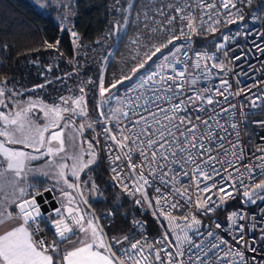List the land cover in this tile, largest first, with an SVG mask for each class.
Listing matches in <instances>:
<instances>
[{"label": "built area", "instance_id": "built-area-1", "mask_svg": "<svg viewBox=\"0 0 264 264\" xmlns=\"http://www.w3.org/2000/svg\"><path fill=\"white\" fill-rule=\"evenodd\" d=\"M156 1L158 0H148L147 3L151 5L149 8L144 7L143 13L146 15L149 13L148 9L152 10L158 16V18H155V23H161L160 25L155 24L157 30L165 32L168 38H170V34L167 31L169 28L175 29L173 34L180 35L182 25L179 17L181 15L195 16L194 23L199 33H209V31H206L209 24L217 27V29L222 24H230L227 23L229 19L228 11L233 13L231 19L236 22L235 25L228 27L220 39L215 42L214 47L209 50L196 47L198 34H190L191 42L184 38L174 42L175 47L185 45L182 52L176 56V59L180 61V63L176 64L177 70L183 69L185 64H187L185 77L183 79L177 78L175 81V83L183 84L182 89H176L174 82L167 80L168 76H176L172 68L166 67L161 70L159 67V65L165 63L163 57L169 56L170 52L175 51L174 45L169 44L166 49H162V52L156 55L150 66L139 69L135 74L131 72L126 75L131 76V80H123L115 88L110 87L109 91L100 99L97 113L93 112L90 106L87 107L85 120L88 127L91 125L89 129L96 135L102 148L105 168L109 174V187L138 211L137 216L129 220V225L134 229L135 233L123 244L121 249L128 250L129 255L140 259L137 250L130 248L131 243L140 241L144 247L143 256H146L151 264H161L160 261L155 260L156 249L160 250L163 264H169L166 257L167 251L173 253L174 261L184 260L186 264L190 254L193 256V264H198L194 259L197 253H199L201 259H207L211 264H241L239 256L233 254L224 255L230 249L233 253H243V264H264V199H260L256 204L249 206L232 207L226 210L222 216L218 215L217 211L223 208L232 198L213 212H205L202 209H198L195 204L198 191L191 177L194 176L193 170L196 164L207 159L209 153L201 157L197 155L196 149H191L192 154L196 156V163H192L186 159L187 152L181 153L179 151L180 147H186L185 138L190 139L186 128L191 127V125L181 124L180 117L187 116L191 119L192 124L199 125L198 136L209 131L201 123V121L207 120L211 125L212 142L210 146L212 152L210 155L216 157L217 161L225 162H216L212 165L220 172L219 177L214 176L213 180L210 181H203V178L199 177V187L202 189L205 184L210 186L214 181L217 182L218 187L223 183L226 191H231L234 198L245 190L244 185L249 188L254 183L264 179V176L260 175L261 170L258 167L261 163H264V161L258 159L259 157H264V151H258V149H264V126L261 125V122H264V115L261 114L264 109V8L252 10L243 19L245 22L242 23L243 20H239L236 13L239 11L243 15V3L249 0H233L236 7L227 10L221 8L219 3H217L219 15L216 14L215 10L201 6V0H162L159 8L154 6ZM215 2L217 0H204L205 4ZM176 7L183 8V13H177L175 11ZM165 12L167 13L165 14ZM208 14L212 15V20H208ZM173 16L176 17L173 25H167V19ZM201 18L208 23L202 26ZM217 19L220 21L218 25L214 23ZM184 23L186 25V22ZM184 31L188 32L186 26H184ZM73 33L76 35L73 36ZM68 36L73 45V57L66 60L74 76L79 79L86 92L85 86L92 79L91 77H85L79 67H77L76 50L81 46L80 36L74 28L69 29ZM224 36H228L230 39L225 41L223 40ZM221 44L224 47L217 50V45ZM183 52H187L186 57ZM197 52L206 53L207 56L213 57V59L199 58L201 67L197 69L194 67L198 60L195 55ZM236 57H239V59H236ZM171 60L172 58L170 57ZM214 64H223L224 67H212ZM6 65L5 46L0 44V70ZM152 72H157L159 75L152 81L144 82L143 87H137V84L142 82L141 78L143 77L146 80V77ZM161 76L165 77L164 81L160 80ZM119 80H122V78ZM193 80H195V83H192ZM222 80H226L228 85H221ZM168 84H173L172 91H165ZM129 89L132 90L129 91ZM217 90L222 95H217ZM177 91L180 93L179 96L174 95ZM197 93H201L203 99H195ZM114 94L118 95L121 103L122 109L119 115H116L110 102ZM209 96L213 100L212 104L207 103ZM189 97H193V101H189ZM180 100L184 101L181 106L182 110L178 113H173L170 110L171 105L179 103ZM160 109L165 111H160ZM183 109H187V112L183 111ZM125 113H127L126 116L124 115ZM197 115H199L200 120L196 119ZM166 116H174L172 123H169L165 118ZM141 117L144 119H141ZM233 124L237 125L235 129L232 127ZM173 125H179L178 129L173 127ZM106 128L111 131L105 133L104 130ZM121 129L124 131V135L130 137V140L126 142L128 147L123 150L116 145L115 141L109 139L111 135H116L117 139H121L119 134ZM145 129L147 131H144ZM169 129L177 138L175 142H173V137L168 134ZM160 131H163L165 138L169 140V144H166L164 149L159 148V143H163L160 140ZM180 132H184L185 136H180ZM219 137L224 139L220 140ZM149 138L158 141L151 149L147 148V140ZM142 142L143 147L141 146ZM197 143H199L198 140ZM220 143L223 144V150L218 147ZM233 144L236 145L235 149L232 148ZM208 146L209 144L206 140L205 147ZM130 149L132 150L130 153L132 162L137 165L135 172L127 166L128 159L125 153H128ZM241 149L243 150L242 159H237L236 157L241 154ZM224 150H227V156L224 155ZM141 151L145 152L148 157L147 160L141 155ZM153 151L157 153L155 162L152 161L151 157V152ZM161 152L167 156V160L162 158ZM234 152L236 156L233 155ZM173 153H175L174 156L172 155ZM118 155L121 159L114 160ZM173 161H179L180 163L177 164ZM229 161L231 166L228 163ZM246 166L254 168L251 173L252 179H249L250 173ZM141 167L145 178L148 180V184L144 186V191L148 197L147 200L144 199L143 194L140 192L132 194L135 190ZM201 167H204V165L201 164ZM113 168L116 169V172L112 171ZM205 171H210V168H205ZM184 172H187L188 176H185ZM229 173L231 178H227ZM117 174H119V178L114 179L113 177ZM240 181H243V184ZM125 185H127V191L125 190ZM157 188H159V192H157ZM176 189H179L180 192H184L187 189V195L181 196L175 191ZM161 196L166 197L169 204L179 202L182 206L169 208L163 201H161L160 206H157L156 200ZM188 196L191 197V202H186ZM199 196L201 199L211 196L214 201L219 202L217 189H212L211 192H201ZM262 197H264V193ZM137 200H140L139 204L136 203ZM233 211L243 215L244 219H240L238 216L236 225L229 227L230 221H228L227 217ZM162 212L170 213L177 217L175 224L180 225V227L174 229L166 216L161 214ZM148 215L152 217L160 231H146L149 223ZM191 215H195L201 221V224L186 229L190 242L194 245L203 244L204 252L208 253L207 257L196 248H192L191 253H189L190 244L187 241L180 245L181 250L185 253L184 256H176L178 243L176 236L184 235L182 230L190 222ZM185 216L189 217L188 221L180 219ZM102 218L106 223H111L114 219L113 208L109 207L103 213ZM51 221L52 218L46 213H41V217L38 218L40 231L37 234L39 238L45 239L48 243L59 239L55 235V226ZM217 223L221 225L220 228L216 227ZM240 224L244 225L242 233L238 228ZM32 227L35 228L36 224H33ZM47 228L54 229V235L49 238L44 234V229ZM209 232L214 233V235L209 236ZM165 234H167L166 238ZM241 235H243L244 243L238 242ZM220 240H225L227 243L221 244ZM213 243L219 244V247L211 248ZM148 245H152V247L149 248ZM253 248L255 251L252 250ZM121 249L119 256L127 260ZM218 256L222 257L223 260H218ZM141 264H144L142 259Z\"/></svg>", "mask_w": 264, "mask_h": 264}, {"label": "snow or ice", "instance_id": "snow-or-ice-1", "mask_svg": "<svg viewBox=\"0 0 264 264\" xmlns=\"http://www.w3.org/2000/svg\"><path fill=\"white\" fill-rule=\"evenodd\" d=\"M217 3H219L220 7L227 10L230 8H235L236 5L233 2V0H217L215 3H204V0H201V6L206 7L210 10H215L216 14L219 15V8H217ZM171 7V5H170ZM175 11L177 13H183L184 9L180 7H176ZM229 19L227 20V23H235L236 21L231 19L233 13L231 11H228L227 13ZM237 18L239 20H243L244 17L237 11L236 13ZM181 21V29H180V35L177 36L174 33V28H169L167 31L170 34V38L167 39L166 43H161L158 46L153 45L154 51L151 52V54H145L146 59L139 63L136 67L132 69V73L135 74L139 71V69H143L145 65L148 63V61H151L153 57L157 55V53H161L162 49H166L169 44H173L175 41H179L180 39L184 38L191 42V35L190 34H199L196 26H195V19L196 17L193 15H181L179 17ZM176 20V17L173 16L169 19H167L166 23L167 25H173V22ZM208 20H212V15L208 14ZM186 22V25L185 23ZM207 21H204L203 18H201V24L202 26L204 24H207ZM215 24H219V19L214 21ZM184 26L187 27L188 32L186 33L184 31ZM217 27H213L211 24L208 25L206 31L215 33L217 32ZM153 32L157 31L156 29L152 30ZM73 36L76 34L73 33ZM230 38L228 36H224L223 40L228 41ZM48 47H53V45L49 44ZM175 47V45H174ZM185 45H181L180 47H175L174 52H170L169 56H164L163 59L165 61L164 64L159 65L160 69L163 70L164 68H172V70L176 73V76H168V81H173L174 86L176 89H182L183 84L182 83H175L177 78L183 79L187 72V64H185V67L181 70H177L176 64L180 63L179 60L176 59V56L178 53H181L184 49ZM224 45H217V50L223 48ZM183 55L186 57L187 52H183ZM198 60L194 64V67L199 69L201 67L199 63V58H207V59H213V57L207 56L206 53H195ZM227 55V53H225ZM170 57L172 60L170 61ZM236 59H239V57H236ZM207 67V66H205ZM212 67H219L223 68V64H214ZM159 73L152 72L150 75H148L145 78H141L142 82L140 84H137V87H143V83L147 81H152ZM131 76H125L122 78V80H117L116 83L112 84L111 87L115 88L117 84H120L123 82V80H131ZM161 81L165 80V77H160ZM192 83H195V80L192 81ZM221 85L227 86L228 82L226 80L221 81ZM38 87H43V85H40ZM132 89H129L131 91ZM173 90V84H168L165 91H172ZM109 89L104 87L103 80L100 82V95L104 96L106 92H108ZM81 92H83V89H81ZM5 94V88L0 87V104H4V100L2 97ZM179 92H175L174 95L179 96ZM217 95H222L217 90ZM239 94V93H237ZM159 98V97H157ZM189 101H193V97L188 98ZM195 99H203V96L201 93H197L195 96ZM259 99V97H258ZM69 100H71V104L74 105V107H67V106H61V105H45L41 104L42 110L44 113L45 118L47 119L48 123H46L43 127L37 125L31 118L30 113L32 110L37 106L36 102L29 101L27 104V107H19L18 110L15 112H0V137H3V139H0V157L3 159L0 160V193L3 194L2 198H0V225L5 226V229L3 231H0V264H141V259L144 261V264H151V262L148 260L146 256H143L144 253V247L141 245L140 241H136L135 243H131L130 248L132 250H137V254L140 256V259H137L136 256L129 255L128 250L121 249V251L124 252V256L127 257V260H125L124 257L118 256L116 252L112 251V245L105 239V234L103 233V229L99 226L97 222H94V219L88 218L85 219L86 213L78 206L79 202H83L84 204H88V201L83 198V192L81 191V185L79 183H71L67 179L65 170L71 172V175L75 177L77 180H79L80 173L84 171V169L88 168L89 165H92L96 162L95 160V152L91 151L89 152V159L85 162L83 159L82 151L79 153H76L68 158L72 160V164L68 165L67 163H56L55 158L59 157L61 161L65 159V156H67L66 148H65V138H64V131L63 127H67V123L64 124L63 127L60 126V122L65 119L64 114L65 113H76L77 110L81 114H86V103L84 101L83 95L72 99V98H64L61 97V101L63 105H67ZM184 101L180 100L179 103L172 104L171 105V111L173 113H178L182 110V105ZM207 103L212 104L213 100L211 96L207 98ZM254 103V102H253ZM160 111H165L164 109H160ZM183 111L187 112V109H183ZM125 116L127 113L124 114ZM155 115V114H152ZM169 123H172L174 116H166L165 117ZM141 119H144L141 117ZM197 120H200L199 115L196 116ZM211 119V118H210ZM139 123V121H137ZM180 123L181 124H187L191 125V127L186 128V132L188 134L189 138H185V145L186 147H180L179 151L181 153L187 152L188 155L186 157L187 161H190L192 163H196V156L192 154L190 151L191 149L197 150L198 156H204L206 153H209L207 155V159L202 160L201 163H197L194 171V176L191 177L193 180V183L195 187L197 188L198 195L195 201L196 207L198 209H202L205 212H213L218 207L222 206L227 202V200L233 198V193L231 191H226L225 186L223 183L220 184L218 187L217 182H213L210 186L205 184V186L201 189L199 187L200 185V179L199 177L203 178V181H210L213 180V177H219L220 172L217 171V169L212 166L214 163H224L225 161H217L216 157L210 155L212 152L211 148V125L207 120L201 121V123L205 126L206 129L209 131L206 134H200L197 135V130L199 128V125L192 124V121L187 116L180 117ZM261 125L264 126V122H261ZM91 127V125H89ZM173 127L177 128L179 125H173ZM232 127L235 129L237 125L233 124ZM81 129L84 128V125L80 126ZM50 129H55L53 131H49ZM105 133L110 132V129H105ZM144 131H147L145 129ZM48 133L46 136L45 134ZM121 139H117L116 135H111L109 137L110 140L115 141L116 145L119 146L121 150L128 147L127 141L130 140L129 136L124 135V131L121 129L120 132ZM169 136L173 137V142L176 141V137L174 133L171 131V129L168 130ZM160 140L163 141V143H159V148L164 149L166 144H169V140L165 138V133L163 131L159 132ZM180 136H185L184 132H180ZM220 140H223V137H219ZM197 140L199 143H197ZM208 141L209 146L205 147V141ZM158 141L153 140L149 138L147 140V148L151 149L153 148ZM9 145H22L23 147L17 148V147H11ZM143 147V142L142 145ZM179 147V145H177ZM218 147L223 150V144H218ZM88 148L92 149V144L89 142ZM232 148L235 149L236 145L233 144ZM24 149H32L31 152L25 151ZM43 150V151H42ZM131 149L128 153H125V156H127L128 164L127 166L129 169H131L133 172L137 170V165L132 162L131 159ZM258 151H264V149H258ZM242 152L240 156H237V159H242ZM64 153L65 155L62 156L61 154ZM227 150H224V155L227 156ZM141 155L144 156L145 160L148 159V157L145 155L144 151H141ZM173 156L175 153L172 154ZM234 156H236V153H233ZM42 156H49L53 159L49 161V166H55L56 168V174L55 179L59 183L60 181L63 182L64 185H66L67 189L74 190L76 195H73L72 191H67L64 188H61V195L64 198L65 202H62V208L67 213V216L70 217L71 223L65 218L64 214L61 212V208L54 209L55 213L59 217V219L52 220V224L55 226V235L59 237L58 240H53L51 243H48L43 238H36V233L40 231L39 229V223L38 218L41 217L40 212V205L37 203V196L42 195V193L34 192L32 194L28 193V187H34V186H27V187H20V180L23 178L24 180L27 179V176L30 172L35 171L34 169L29 168V163L32 160L39 159ZM157 153L155 151L151 152L152 161H156ZM161 156L163 159L167 160V156L161 152ZM121 157L118 155L114 158V160H120ZM258 159L264 161V157H259ZM174 163L179 164V161H173ZM231 166V162H228ZM201 164L204 165V167H201ZM248 172L250 173L249 179H252L251 173L254 171V168L251 166H246ZM260 168V175L264 176V163H261L259 166ZM205 168H210V171H205ZM113 172H116V169H112ZM153 171L155 172V169L153 168ZM226 171V170H225ZM139 176L136 181V187L134 192L132 194H135V192H140L143 194L144 199L147 200V194L144 191V186L148 184V180L145 178L143 174L142 167L139 169ZM43 175L47 176L48 173L44 172ZM185 176H188L187 172H184ZM114 179L119 178V174L113 177ZM227 178H231V174H228ZM142 182V183H141ZM85 184L88 182L85 181ZM241 184H243V181H240ZM125 190L127 191V185L124 186ZM234 187V185H233ZM10 189V192L7 191ZM93 189L95 190V185L93 184ZM212 189H217V192L219 193V202L217 203L212 199L211 196L207 197L206 199H201L199 196V193L201 192H211ZM244 197H248L250 202L255 204V200H251V196L256 192V190H264V179H261L259 183H254L252 191H249L248 186L244 185ZM50 191V190H49ZM159 188H157V192H159ZM178 194L181 196L187 195V189H185L184 192H180L179 189L175 190ZM9 195L11 196V199H9ZM31 195V198H25L27 196ZM80 197V201H77L76 196ZM260 199H264V197H259ZM161 201H163L164 204H167L169 208H177L182 205L177 203L169 204L166 197H158L156 200L157 206L161 205ZM186 202H191V197L188 196ZM137 204L140 203V200L136 201ZM8 204H14L18 208V212L16 214H13L12 212L7 211V205ZM162 215H165L166 218L169 220L170 224L173 226V228H179L180 225L175 224V221L177 217L171 215L170 213H161ZM240 217V219H244L243 215L240 213L233 211L231 212L227 219L230 221L229 227L232 225H236L237 223V217ZM98 220V218H96ZM180 219H183L185 221L189 220L188 216L181 217ZM6 222H11V224H6ZM36 224V227L33 228L32 225ZM201 224V221L195 216L191 215L190 222L185 225V228L182 230L184 231V235L176 236L177 243V251L176 256L183 257L184 251L181 250L180 245H182L184 242H189V253H191L192 248H196L199 250V252H203L204 256L207 257L208 253L204 252L203 244L200 245H194L190 242V237L187 234L186 229L193 228L195 226H198ZM75 226V227H74ZM217 228H220L221 225L219 223L216 224ZM241 233L243 232L244 225L240 224L238 226ZM76 229L79 230L80 233L83 234V238H78L75 242H72L70 240V235L76 234ZM209 236H213L214 233L209 232ZM167 237V234H165V238ZM124 240H127L128 237L125 236L123 238ZM113 240H116V238H113ZM65 241L69 242L70 250H65L63 255L60 257L59 260L56 259V255L59 252V247L61 243H64ZM239 243H244L243 235L239 237ZM116 243H121L120 240H116ZM221 244L227 243L225 240H220ZM149 248L152 247V245H148ZM219 244L213 243L211 245V248L215 249L218 248ZM255 251V249H252ZM229 254L237 255L241 258V264H243V253L242 252H235L233 253L230 249L228 253H225L224 255L227 256ZM166 257L169 262V264H186L184 260H177L174 261L173 259V253L171 251L166 252ZM195 261L198 262V264H211L210 261L207 259H201V256L199 253H197L194 257ZM218 260H223L222 257H217ZM255 259V258H253ZM155 260L160 261L161 264H163V261L161 259L160 250L156 249L155 251ZM187 264H193V256L190 254L188 257Z\"/></svg>", "mask_w": 264, "mask_h": 264}, {"label": "trees", "instance_id": "trees-1", "mask_svg": "<svg viewBox=\"0 0 264 264\" xmlns=\"http://www.w3.org/2000/svg\"><path fill=\"white\" fill-rule=\"evenodd\" d=\"M147 1L74 0L67 6L55 7L47 4L41 9L33 0H0V44L5 46L7 55V65L0 70V83L28 88V93L21 96V99L41 95L45 100L51 101L53 96H61L67 83L71 84L73 81H66L65 76L70 68L66 59L73 57V45L68 31L74 28L81 41V46L76 50L78 66L85 77H91L89 93L95 97L101 80L104 87L109 88L113 84V78L119 77L121 70H130L131 60L123 59L128 51L126 43L130 36L145 32L144 36L155 35L161 40L167 37L165 32L157 29L156 32L150 31L152 25L157 28L156 25L161 23H155L158 16L152 10L148 9L149 13L146 15L143 13V8L151 5ZM159 4H162V0L154 2L156 8H159ZM262 8L264 0L243 3L244 19L252 10ZM244 22L243 20L242 23ZM233 25L235 23L222 24L215 33H199L196 47L212 49L228 27ZM49 44L53 47H48ZM155 57L144 68L150 66ZM40 85L43 87H38ZM261 114L264 115V109ZM85 131L91 132L87 129ZM81 135L84 137V134ZM91 137L95 160L98 151L99 160L83 174L81 188L95 215L100 219L112 250L119 256V250L112 244L109 230L124 226L127 228L126 236H130L126 240L128 241L135 233L129 220L137 216L138 211L109 187V174L105 168L102 148L99 141L93 135ZM33 181L35 184L32 188L50 189V181L46 178H36ZM85 181L88 183L85 184ZM85 190H94L97 196L90 198ZM236 206L249 205L244 204L238 194L217 211V214L222 216L226 210ZM109 207L114 210V219L108 224L102 215ZM90 216L94 219L91 212ZM147 219V232L160 231L150 215ZM44 234L49 238L54 235V229H44Z\"/></svg>", "mask_w": 264, "mask_h": 264}, {"label": "rangeland", "instance_id": "rangeland-1", "mask_svg": "<svg viewBox=\"0 0 264 264\" xmlns=\"http://www.w3.org/2000/svg\"><path fill=\"white\" fill-rule=\"evenodd\" d=\"M33 1L37 4V6L39 8L43 9L47 4H51L52 6H55V7L67 6L71 1H74V0H33ZM153 29H157V28L152 25V28L150 29V31H152ZM144 35H145V32L144 33H136L133 36H130L128 38L127 43H126L128 45V51L126 52V55H125V57H123V59L124 60L127 59L128 61L131 60V62H132L130 64L131 68H130V70L129 69L121 70L118 73L119 77L113 78V84L117 80H119V79L125 77L126 75L130 74L134 67H136L139 63L143 62L146 59L145 54L146 53L151 54V52L154 51L153 45L158 46L161 43H166L167 39H169L168 37H165L164 40H161V38H158L155 35H153V37L148 36V35L144 36ZM123 62L124 61H122V63ZM77 67H79V66H77ZM127 71H129V72H127ZM69 79H73V81L71 84L67 83V87L65 89V92L62 93L61 96H53L54 98H51V101L45 100L44 97L41 95L36 96V97L35 96L34 97L28 96L24 99H21V96L23 97L24 94L28 93V88H24V86L13 87V85L9 84V83H0V87L5 88V94L2 97V99L4 100V104H0V112H5V113L15 112L18 110V106L19 107H27V104L29 101H34V102H36L37 106L29 114L30 118L37 125L43 127L46 123H48V121L44 116L41 104L61 105L62 107L63 106L74 107V105L71 104V100H69L67 105H63L62 101H61V97L75 99V98H78V97L83 95L84 101L86 103V110H87V107L90 106L92 111L97 113L98 112V103H99L100 99L102 98V96L100 95V88L98 89L97 95L95 97L91 96L90 95L91 92L89 93L91 81H89L87 83V86H85L86 87V92H85L82 84H80V82H79V79L78 78L76 79V77L74 76V73L71 71V68L68 69L66 76H65L66 81ZM81 89H83V92H81ZM110 102H111V106H112L114 112L116 113V115H119L121 113L122 108H121V103H120L118 95L117 94L112 95ZM69 114H71L73 116H82V118H84V120L86 119L85 114H81L79 112V110H77L76 113L69 112ZM65 123H67V125H68L67 127H63ZM85 124L87 126L86 129L90 130L88 127V124L87 123H85ZM60 126L63 127V131H64L65 148H66L67 156H65V159L63 161H61L59 157H56L55 158L56 163H62L63 162V163H67L68 165H71L72 160L68 157H70L76 153H79L81 151L83 154V159L86 162L90 158L89 152L93 151V149L88 148V144L91 141L89 139H87L86 137H83L81 135L82 133H80L78 131L77 127H75L73 125V123L70 122L69 120H65ZM51 131H53V130H51ZM90 133H91V135L94 136L95 139H97L96 135L92 131ZM0 139H2V138H0ZM91 144H93V143L91 142ZM9 146L17 147V148L23 147L22 145H9ZM24 150L29 151V152L32 151V149H24ZM61 155L64 156L65 154L62 153ZM2 159L3 158L0 157V160H2ZM52 159L53 158L49 157V156H42L39 159L32 160L29 164V168L34 169L35 171L30 172L28 174L26 180H24L22 178L20 180L19 186L20 187H27L29 185L33 186L35 184L34 181L32 182L29 179L34 178V177H40V178H46L50 181V186H51L52 191L54 193H56L57 191L61 192L60 191L61 188L66 189L65 188L66 185H64L62 181H60L58 183L57 180L55 179L56 168H55V166H51V167L49 166V161ZM44 172H47L48 175L47 176L43 175ZM65 172H66V176H67V179L69 180V182L75 183L77 179L71 175V172L68 171L67 169L65 170ZM34 189L35 188L28 187V193L29 194L34 193ZM68 190L72 191L73 195H76L74 190H71V189H68ZM7 191L10 192V189ZM263 193H260V194L256 195L255 197H252L251 200H255L256 202H258L260 200L259 197H262ZM86 194L90 198L97 196L95 194L94 190H87ZM2 196H3V194L0 193V198H2ZM25 198H31V195H29ZM9 199H11L10 195H9ZM76 199H77V201H80V197L78 195L76 196ZM243 201H244V204H247V205L253 204L250 202V200H246V201L243 200ZM82 204L83 203L79 202L78 206L86 213L85 219L92 218L90 216L89 210L84 206V204L83 205ZM9 205H12V204L7 205V211H8ZM46 214H48V213H46ZM67 220L69 221V223H71L70 219H67ZM0 226H3V225H0ZM126 229L127 228H125L124 226L123 227L116 226L115 228L109 230L111 241H112V244L114 245L115 248H117V247H116V242L113 240V238L121 239L122 237L126 236V233H127ZM82 236H83V234H82ZM118 248H120V247H118Z\"/></svg>", "mask_w": 264, "mask_h": 264}, {"label": "water", "instance_id": "water-1", "mask_svg": "<svg viewBox=\"0 0 264 264\" xmlns=\"http://www.w3.org/2000/svg\"><path fill=\"white\" fill-rule=\"evenodd\" d=\"M65 116V119L69 120V121H72V122H75L74 118H72L69 114H64ZM64 119V120H65ZM62 120L60 122V125L62 124V122L64 121ZM51 130H55V129H50L49 131ZM81 132L83 133V129H81ZM48 135V133H46V136ZM3 139V137H0ZM99 160V151H98V155L96 157V162ZM96 162L92 165H89L88 168L84 169V171H82L80 173V177H79V180H76L75 183H79L81 185V178L83 176V174L87 171V169H89L90 167H93ZM259 183V182H258ZM252 188L253 186L249 187V191H252ZM49 188L47 189H34V192H39V193H42V195L40 196H37V203L40 205V212L41 213H49V212H53L54 214V209L56 208H59V202L57 200V198L54 196L53 192L50 190ZM81 191H82V188H81ZM83 192V191H82ZM244 192V191H243ZM243 192L240 193V197L243 199V200H249L248 197H244L243 195ZM264 190H256V192L251 196L252 197H255L256 195L260 194V193H263ZM83 198L86 199L84 193H83ZM87 200V199H86ZM88 201V200H87ZM83 203V202H82ZM84 204V203H83ZM84 206L91 212V214L94 216V221L97 222L99 224V226L103 229V233L105 234V239L110 243L109 241V237L105 231V229L103 228L102 224H101V221L100 219L95 215V212L94 210L92 209L91 205L89 204H84ZM98 218V220L96 219ZM111 244V243H110ZM113 251V250H112ZM118 255V254H117Z\"/></svg>", "mask_w": 264, "mask_h": 264}, {"label": "crops", "instance_id": "crops-1", "mask_svg": "<svg viewBox=\"0 0 264 264\" xmlns=\"http://www.w3.org/2000/svg\"><path fill=\"white\" fill-rule=\"evenodd\" d=\"M29 164H30V163H29ZM36 178H40V177L30 178L29 180H30V181H33V180L36 179ZM65 188H66L65 190L70 191V190L67 189V187H65ZM50 189H51V191H52L51 186H50ZM52 192H53V191H52ZM53 194H54V196L57 198V200H58V202H59V208H61V212L64 214L65 218H66V219H70V218L67 216V213H66V212L64 211V209L62 208V202H65V203H66V201H64V198L62 197L61 192H58V191H57L56 193L53 192ZM8 211H9V212H12L13 214H16V213L18 212V209H17V207H16L14 204H12V205H9V207H8ZM48 216H50V217L52 218V220L59 219V217L57 216V214L55 213V211H54V214H53V212H49V213H48ZM6 224H11V222H6ZM4 229H5V226H0V231H3ZM35 235H36V238H39V236H38L37 233H36ZM69 235H70V240H71L72 242H75L78 238H83L82 233H80L78 229H76V234H75V235H72V234H69ZM127 237H128V236H127ZM129 237H130V236H129ZM129 237H128V238H129ZM123 238H124V237H122L121 239H116V240H120V241H121V243H119V244L116 243V247H117V249H118L119 251H120V249L122 248L121 245H123V243L126 241V240H124ZM116 240H114V241L116 242ZM118 247H120V248H118ZM65 250H70V246H69V242H68V241H65L64 243H61V244H60L59 252H58L57 257H56L57 260L60 259V257L63 255V253H64Z\"/></svg>", "mask_w": 264, "mask_h": 264}, {"label": "flooded vegetation", "instance_id": "flooded-vegetation-1", "mask_svg": "<svg viewBox=\"0 0 264 264\" xmlns=\"http://www.w3.org/2000/svg\"><path fill=\"white\" fill-rule=\"evenodd\" d=\"M65 114H69V113H65ZM72 118H74V120H75V122H72V121H70V122H72L73 123V125L75 126V127H77V129H78V131L80 132V133H82L81 132V128H80V126L81 125H84V128H83V133L82 134H84V137H86L87 139H89L91 142H93V138L91 137V135H90V133L87 131H85L86 130V121L84 120V118H82V116H73V115H71V114H69ZM65 120H67V119H65ZM64 120V121H65ZM63 121V122H64ZM62 122V123H63ZM38 190V189H37Z\"/></svg>", "mask_w": 264, "mask_h": 264}]
</instances>
